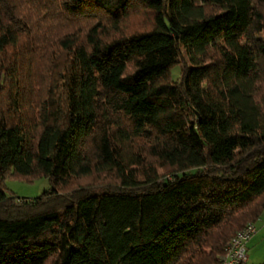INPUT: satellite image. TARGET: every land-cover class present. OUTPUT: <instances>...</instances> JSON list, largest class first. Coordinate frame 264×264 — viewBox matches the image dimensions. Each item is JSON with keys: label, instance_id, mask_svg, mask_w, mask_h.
<instances>
[{"label": "trees", "instance_id": "16d2710c", "mask_svg": "<svg viewBox=\"0 0 264 264\" xmlns=\"http://www.w3.org/2000/svg\"><path fill=\"white\" fill-rule=\"evenodd\" d=\"M263 211L264 0H0V264H217Z\"/></svg>", "mask_w": 264, "mask_h": 264}, {"label": "rangeland", "instance_id": "374dc122", "mask_svg": "<svg viewBox=\"0 0 264 264\" xmlns=\"http://www.w3.org/2000/svg\"><path fill=\"white\" fill-rule=\"evenodd\" d=\"M178 73V68L172 70L171 75L173 79H176ZM5 184L7 190L18 198H36L50 188L48 181L44 178H38L30 184L19 180L7 179ZM259 232L260 234L248 246V261L246 264H260L264 262V226H259Z\"/></svg>", "mask_w": 264, "mask_h": 264}, {"label": "built area", "instance_id": "2783aa9c", "mask_svg": "<svg viewBox=\"0 0 264 264\" xmlns=\"http://www.w3.org/2000/svg\"><path fill=\"white\" fill-rule=\"evenodd\" d=\"M255 232L254 223H248L237 231L225 246L217 264H246L248 259L246 246Z\"/></svg>", "mask_w": 264, "mask_h": 264}, {"label": "crops", "instance_id": "0c3cea01", "mask_svg": "<svg viewBox=\"0 0 264 264\" xmlns=\"http://www.w3.org/2000/svg\"><path fill=\"white\" fill-rule=\"evenodd\" d=\"M254 224L256 226V232H255L254 236L250 239V241L248 242V244L246 246L247 247V254H248V250H249L248 246L257 237V235L260 234V232L258 233L259 226L260 225H261V227L264 226V211L261 213L259 219L256 222H254ZM259 237H260V235H259ZM247 261H248V259H247Z\"/></svg>", "mask_w": 264, "mask_h": 264}]
</instances>
